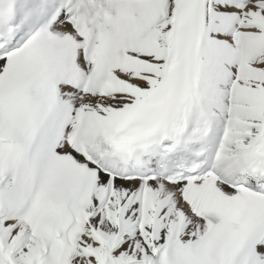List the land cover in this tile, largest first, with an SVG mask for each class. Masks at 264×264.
<instances>
[{
	"label": "snow or ice",
	"instance_id": "1",
	"mask_svg": "<svg viewBox=\"0 0 264 264\" xmlns=\"http://www.w3.org/2000/svg\"><path fill=\"white\" fill-rule=\"evenodd\" d=\"M0 264H264V0H0Z\"/></svg>",
	"mask_w": 264,
	"mask_h": 264
}]
</instances>
